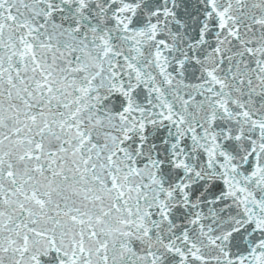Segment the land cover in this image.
Wrapping results in <instances>:
<instances>
[{
  "label": "snow or ice",
  "instance_id": "obj_1",
  "mask_svg": "<svg viewBox=\"0 0 264 264\" xmlns=\"http://www.w3.org/2000/svg\"><path fill=\"white\" fill-rule=\"evenodd\" d=\"M0 264H264V0H0Z\"/></svg>",
  "mask_w": 264,
  "mask_h": 264
}]
</instances>
